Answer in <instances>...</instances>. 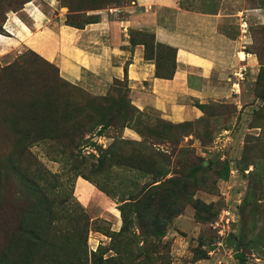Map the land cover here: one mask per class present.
Segmentation results:
<instances>
[{
  "label": "rangeland",
  "instance_id": "374dc122",
  "mask_svg": "<svg viewBox=\"0 0 264 264\" xmlns=\"http://www.w3.org/2000/svg\"><path fill=\"white\" fill-rule=\"evenodd\" d=\"M180 6L210 14L224 8L234 15L233 32L247 61L241 62L225 83L213 84L218 88L216 95L187 102L197 109L195 117L171 121L162 114L144 112L149 119L133 122L148 139L141 150L150 151V144H154L155 152L167 156V162L160 158L157 163L170 173L157 183L116 160L104 173L95 171L97 148L108 149L117 136L133 143L143 141L134 130L106 129L103 136L84 146L81 142L73 151L58 140L33 144L30 150L35 166L24 174L30 186V180L37 179L43 189L42 206L55 218L51 227L36 228L41 241L33 244L36 248L40 244L41 253L72 254L80 234L81 243L87 239L86 264H264V0H230L225 4L222 0H181ZM134 7V0H0V35L4 36L0 37V70L15 64L23 68L26 85L16 92L24 97L42 94L86 105L90 97L100 95L64 79L59 68L15 30L10 31L15 37L8 35L9 17L15 13L28 26L23 15L28 8L30 18L45 14L47 26L85 28L103 18L127 22ZM128 36L130 44H143L145 58L155 59L160 73L173 72V51L157 43L151 34L129 31ZM121 83L119 88L131 89L127 78ZM128 94L133 101L132 90ZM3 107L6 105L0 106V134L9 127L1 124L8 111ZM191 175L190 179L203 180L212 187L207 190L201 185L184 212L166 223L164 236L153 235L135 213H128L126 205H133L147 184L156 186ZM10 180H6L0 205V248L9 246L14 252L21 244L24 219L35 201L27 197V183ZM89 188L92 199L86 204L83 199ZM123 212L129 215L128 225ZM157 214L155 210L151 216ZM124 228L127 234L120 237ZM31 232L35 236L34 228ZM35 264L43 263L37 260Z\"/></svg>",
  "mask_w": 264,
  "mask_h": 264
},
{
  "label": "crops",
  "instance_id": "0c3cea01",
  "mask_svg": "<svg viewBox=\"0 0 264 264\" xmlns=\"http://www.w3.org/2000/svg\"><path fill=\"white\" fill-rule=\"evenodd\" d=\"M134 1V13L124 23L103 18L85 28L47 26L45 14L33 19L27 8L23 15L29 27L13 13L20 22L11 15L6 32L15 37V30L56 65L64 79L89 93L106 95L116 80L127 78L133 103L141 111L162 114L171 121L195 117L197 109L187 102L216 95L218 88L213 84L225 83L248 59L239 51L240 40L233 32L235 16L224 8L211 14L183 9L181 0ZM129 31L150 33L157 43L175 49L171 79L156 76L157 61L145 58L144 46L130 44ZM91 192L89 188L84 203L90 204Z\"/></svg>",
  "mask_w": 264,
  "mask_h": 264
},
{
  "label": "trees",
  "instance_id": "16d2710c",
  "mask_svg": "<svg viewBox=\"0 0 264 264\" xmlns=\"http://www.w3.org/2000/svg\"><path fill=\"white\" fill-rule=\"evenodd\" d=\"M131 45L138 44L132 43ZM165 47L176 53L175 49ZM22 70L23 68L18 64L0 70V106L6 105L3 109H8L4 113V120L1 124L9 125L7 132L0 134V205H3V194L7 190L6 180L9 179L13 182L20 183L21 181L23 185L27 183V197H33L35 205L24 219V235H19L21 244L17 249L11 252L9 246L5 250L0 248V264H35L37 260H41L43 264H86L83 257L87 248V239L84 237L81 243L80 234V242L78 240L72 254L41 253L40 244L39 248L34 247V242L41 241L36 237L38 231L36 228L51 227L55 223V218H52L51 212L42 206L43 189L36 181L37 179L33 177L30 180V186L27 182L28 176L24 174L30 170L28 167L35 166L31 146L40 140H58L57 142L64 148L73 151L80 148L81 142L84 146L95 137L103 136L106 129H116L118 132L126 129L134 130L141 134L143 141L133 143L117 136L108 149L97 148L99 157L94 167L95 171L104 173L109 164L116 160L117 163L130 170L149 176L154 183L165 179L170 173L168 169L166 170L157 163L160 158L167 162V156L155 152L152 147L154 144H150V151L147 148L144 151L141 150L148 139L140 126L135 124L142 117L147 119L149 117L134 105L128 94L130 88L126 90L119 88L122 85L121 80L114 82L108 95L90 97L86 105L70 104L58 97L50 99L42 94H31L26 97L20 95L16 90L26 85V77L22 74ZM174 70L171 74L160 73L157 62L156 76L171 79ZM87 135L90 137L85 140ZM151 136L154 137V131H151ZM64 142L69 143L65 146ZM128 146H132L133 149L129 151ZM121 149L125 152L121 153ZM92 156L95 157V155ZM192 177L194 176L168 179L156 186L147 184L136 197L137 201L133 205H130L131 203L126 205L130 208L128 213H135L137 219L145 222V227H148L153 235L164 236L166 223L184 212L186 205L193 200L196 191L202 186L207 190L212 187L203 180L190 179ZM155 210H158L157 217L151 216ZM123 217L128 225L129 215L123 212ZM33 228L35 236L31 232ZM126 234L127 231L124 228L119 236Z\"/></svg>",
  "mask_w": 264,
  "mask_h": 264
},
{
  "label": "bare ground",
  "instance_id": "6f19581e",
  "mask_svg": "<svg viewBox=\"0 0 264 264\" xmlns=\"http://www.w3.org/2000/svg\"><path fill=\"white\" fill-rule=\"evenodd\" d=\"M52 3V2H51ZM12 16H13V14H12ZM15 18V16H13V19ZM18 22H20V20L19 19H17V18H15ZM20 24H22V23H20ZM23 28H24V30L25 31H28V29L26 28V27H24L23 26ZM240 57L243 59V60H246V55L244 54V53H240Z\"/></svg>",
  "mask_w": 264,
  "mask_h": 264
}]
</instances>
